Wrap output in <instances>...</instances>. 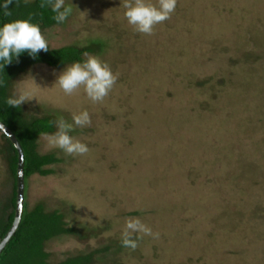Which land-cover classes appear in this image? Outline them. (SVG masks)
Wrapping results in <instances>:
<instances>
[{"label": "rangeland", "instance_id": "obj_1", "mask_svg": "<svg viewBox=\"0 0 264 264\" xmlns=\"http://www.w3.org/2000/svg\"><path fill=\"white\" fill-rule=\"evenodd\" d=\"M123 2L65 0L70 15L43 33L50 48L104 43L89 53L118 76L103 101L55 83L71 64H35L9 88L34 96L26 115L63 118L89 149L68 155L37 140L62 161L30 178L28 204H64L79 232L46 250L107 249L139 219L158 238L134 233V250L97 264H264V0H177L152 35L128 24ZM85 110L91 124L78 127L72 116ZM11 182L0 156L1 195Z\"/></svg>", "mask_w": 264, "mask_h": 264}, {"label": "trees", "instance_id": "obj_2", "mask_svg": "<svg viewBox=\"0 0 264 264\" xmlns=\"http://www.w3.org/2000/svg\"><path fill=\"white\" fill-rule=\"evenodd\" d=\"M5 0H0V26L16 19H28L38 24L42 33L48 28L58 26L55 13L45 3V0H32L24 4L23 0H12L5 9ZM43 5V6H42ZM66 7H70L66 5ZM8 11L11 14L6 15ZM104 43L101 40H92L84 46L66 45L58 48H50L47 52L41 51L36 57L28 52H23L18 58H13L10 64L0 67V80L4 81L0 86V122H2L17 138L24 154V203L20 221L13 235L6 242L0 252V264H97L101 253L119 251L123 248L121 240H112L107 249H96L90 252H80L76 255H68L62 259H53L46 250L47 243L56 237L63 235L79 234L68 219V208L64 204L56 207H48L45 202L38 201L29 206L27 187L29 180L35 174L49 175L53 173L50 165L62 161L52 152L41 154L38 152L37 140L41 135L53 134L57 131L55 121L57 117L44 115L33 117L24 113L23 106L19 108L6 104L10 97V85L28 68L35 64H44L52 68H62L74 62H83L84 53H102ZM0 156L7 162L12 192L7 195L0 194V240L10 228L14 219L16 207V177H17V151L8 137L0 131ZM87 235H80L85 238ZM134 238V237H133ZM105 249V250H103ZM100 263V262H99Z\"/></svg>", "mask_w": 264, "mask_h": 264}, {"label": "clouds", "instance_id": "obj_3", "mask_svg": "<svg viewBox=\"0 0 264 264\" xmlns=\"http://www.w3.org/2000/svg\"><path fill=\"white\" fill-rule=\"evenodd\" d=\"M31 2L32 0H23L24 4ZM10 3L12 0H5L3 7L7 9ZM45 3L55 13L54 19L58 23L64 22L72 11L71 7L65 6V0H45ZM176 5L177 0H157L156 4L148 3L146 0H124V16L135 31L152 35L157 25L171 18ZM5 14L10 15L11 13L6 11ZM48 50V42L38 24L32 23L28 19H16L0 26V67L3 68L5 64H10L13 58H18L23 52H28L30 56L36 57L39 52ZM84 56L83 62H74L67 66L58 75L55 83L67 95L83 88L84 93L92 102H101L113 89L118 76L112 72L107 63L102 62L96 56L89 53H84ZM3 84L4 81L0 80V86ZM33 97L29 92L20 91L10 96L6 100V104L19 108ZM72 120L78 127L91 124L90 114L86 110L79 114L74 113ZM54 123L57 131L53 134H45L50 146L59 148L68 155H85L89 151L86 144L69 134L73 124L66 122L63 118H58ZM134 233H142L156 238L159 236L158 233L153 234L152 230L139 219H129L122 232V246L130 247L133 250L137 247L136 240L133 238Z\"/></svg>", "mask_w": 264, "mask_h": 264}, {"label": "water", "instance_id": "obj_4", "mask_svg": "<svg viewBox=\"0 0 264 264\" xmlns=\"http://www.w3.org/2000/svg\"><path fill=\"white\" fill-rule=\"evenodd\" d=\"M0 131L3 132L8 137V139L11 141L12 145L15 147L17 151L16 207H15L14 219L12 221V224L8 229V231L6 232V234L4 235V237L0 240V252H1L6 242L15 232V229L18 226L22 214L23 203H24V174H23L24 154L17 138L2 122H0Z\"/></svg>", "mask_w": 264, "mask_h": 264}]
</instances>
